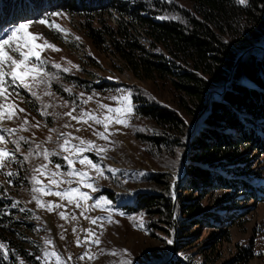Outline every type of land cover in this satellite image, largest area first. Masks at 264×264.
I'll use <instances>...</instances> for the list:
<instances>
[{
	"label": "trees",
	"instance_id": "1",
	"mask_svg": "<svg viewBox=\"0 0 264 264\" xmlns=\"http://www.w3.org/2000/svg\"><path fill=\"white\" fill-rule=\"evenodd\" d=\"M55 11L75 17L89 42L116 56L134 77L163 82L172 96L173 107L163 108L132 95V117L155 128L134 132L147 155L177 154L178 165L184 164L185 173L174 183L178 197L172 200L168 175L151 173L145 180L161 191H134L120 209L156 214L172 233V217L179 224L184 218L186 228L195 220L211 224L223 218L232 224L243 211L238 202H264V179L248 172L252 153L264 159V0L243 5L238 0H0V33ZM62 78L82 83L75 76ZM7 169L13 173L9 179H23L22 164L9 163ZM218 190L237 195L212 209L203 207L202 197ZM100 194L111 198L108 190ZM14 203L0 188V243L8 251L5 258L0 250V264H39L34 249L23 245L28 212ZM180 230L185 234L184 227ZM179 239L177 246L184 247L190 238ZM250 254L242 246L232 261ZM166 260L167 255L140 264H184Z\"/></svg>",
	"mask_w": 264,
	"mask_h": 264
},
{
	"label": "rangeland",
	"instance_id": "2",
	"mask_svg": "<svg viewBox=\"0 0 264 264\" xmlns=\"http://www.w3.org/2000/svg\"><path fill=\"white\" fill-rule=\"evenodd\" d=\"M52 13H61L62 15L53 16ZM47 16H41L36 19L18 22L0 33V38H5L10 34V30L20 24L33 22L29 31L34 34H40L42 39L37 43L43 44L46 39L54 45L58 51L45 46L41 52V58L45 61V70L54 74L56 79H52L47 85H40L33 89L36 91L39 99L30 95L23 88L12 89L9 100L6 103L14 102L20 108L25 109V113L18 115L11 121L4 119L0 121V129H16L14 133L0 131V135H5L6 143L0 145L6 150L14 152L15 161L7 162L3 168H0V188L11 197L22 209L28 212L26 221L29 225L23 231V245L26 248H32L36 252V257H40L39 264H55V258L44 257V252H58L65 260L72 256L69 264H120V262L130 260L131 264L150 263L152 260L167 255L170 258L179 259L184 264H264V202L251 203L249 200L238 202V207L243 210L238 217L233 219V223L223 218H218L215 222L209 224L199 223L195 220L191 223V228H186V220L179 224L175 217H172L171 223L173 232L167 229L166 225L156 220L157 215L153 213L145 214L143 212L126 213L120 207L130 203L131 195L134 191H161L151 182L145 180L151 173L163 172L170 179V188L172 181L182 175V167L178 165V155L169 158L164 156H149L143 147L134 137V132H152L154 126L140 118L132 115L126 117L129 126L124 127L115 123L110 124L109 131L113 133L108 141L102 140L94 135L95 131H103L102 125H96L93 121L88 124L77 123L71 117L65 115L73 108L76 109L73 115H80V110L94 112L97 116L103 118L104 115L116 116V113H108L106 109L98 107L99 104H106L112 108L120 107V101L113 100L112 97H123L129 93L140 96L147 101L159 104L163 108L173 107L170 91L163 82L151 79H138L124 66V64L114 55L103 52L95 48L78 28L76 18L71 17L65 11H55ZM48 18L50 23L59 25V29L49 28L46 25L36 23L37 21ZM110 23L114 20L109 18ZM13 55H16L13 53ZM59 64L57 69L53 65ZM75 65V67H73ZM68 69V71H64ZM62 75L75 76L82 83L75 84L66 81ZM69 89L70 91H65ZM45 91H50L52 95H44ZM19 92V95H16ZM83 93V95H81ZM92 97L87 104L83 101ZM132 100V98H131ZM134 104V102L132 101ZM48 107H45V106ZM45 112L47 115H42ZM24 118L28 120L25 126L27 130H22L20 125ZM86 119V117H85ZM70 125L65 127V125ZM33 125H36L35 127ZM54 129L55 131H50ZM76 129H80L77 131ZM61 133H71L72 137H80L84 140L94 141L96 145L104 147L105 152L97 155L95 152H85L89 159L100 165L103 169V175H98L90 167H83L78 163V157H74L77 163L74 165L77 169L87 171L93 179L96 191H91L81 187V191H88L92 199L87 202L94 204L101 197L108 201V204L101 202L99 207L89 208L85 212L88 217H106L111 219L98 220L95 233L99 236V246L95 244L82 243L79 247L76 244L77 238L82 241L85 237V229H90L91 224L85 216L80 213L83 208H76L74 204H68L67 199L61 200L56 195H44L42 193H33L31 189L40 187L34 185L32 176L35 174L42 181V185L51 188L53 191L68 188V184H60L59 188L49 184L48 178L33 172L41 164H48V171H55V165L60 164L61 172H67L68 167L59 144L63 143ZM25 137L26 141H20L19 151H15L16 145L13 141L19 140V137ZM51 137V140L48 138ZM71 143L79 144V140L72 139ZM41 148L37 149L36 145ZM32 155H29V150ZM43 149L60 152L58 156L50 157L51 163L43 159V155H36ZM252 153V152H251ZM25 156L28 157L25 160ZM181 158V157H180ZM18 162L24 166V176L20 181L11 180L5 172H9L7 167L9 163ZM248 172H260V178L264 179V159L259 158L257 154L252 153ZM14 165L11 167L13 169ZM260 167V168H259ZM109 169L116 170L115 173ZM185 173V172H184ZM56 179H65L56 177ZM180 180V179H179ZM178 180V182H179ZM177 182V181H176ZM175 183V182H174ZM171 191L172 200L175 202L177 191L174 188ZM71 187H79L73 183ZM102 190H108L111 198L107 199L100 194ZM36 195L43 207H37L32 196ZM237 192L215 191L205 194L200 200L203 207L214 208L223 199L233 198ZM196 196V195H195ZM61 204L62 207L55 208L52 212L47 210L49 202ZM82 205L84 204L83 201ZM64 212L65 218H61L59 213ZM123 213V215H121ZM75 215V220L71 217ZM174 216V215H173ZM129 217L133 219H129ZM151 222L153 225L148 226ZM103 225L101 227L100 225ZM135 225V227H134ZM142 225V227H141ZM185 228V234L180 235L178 228ZM73 228L76 232H73ZM61 235L64 239H61ZM189 237V242L184 247L177 246L179 238ZM51 240L48 245L45 240ZM172 240L169 244L168 240ZM172 246L168 251V247ZM246 247L251 251L250 257L243 261L233 262V258L240 247ZM86 250L94 254L93 259L80 260L79 257ZM126 250V251H125ZM115 251L118 255L113 256L110 253ZM169 252V253H167ZM166 260V261H167ZM160 264V263H159Z\"/></svg>",
	"mask_w": 264,
	"mask_h": 264
},
{
	"label": "snow or ice",
	"instance_id": "3",
	"mask_svg": "<svg viewBox=\"0 0 264 264\" xmlns=\"http://www.w3.org/2000/svg\"><path fill=\"white\" fill-rule=\"evenodd\" d=\"M240 4H246V0H238ZM53 16L62 15L61 13H52ZM164 18V17H161ZM33 22L29 21L27 23L20 24L10 30V34L6 35L5 38H0V121L7 119L9 121L13 120L18 113H25L24 108L18 107L14 102L6 103L12 95L9 92V88L18 89L23 88L30 93L31 96L39 99V96L36 91H33L34 88L39 87L40 85H47L50 83L52 79H56L57 77L54 74L49 73L45 70V61L41 58V52L45 49V46L52 48L54 51H58L54 45L50 44L46 39L43 44L37 43L39 39H42L40 34H34L29 31L30 25ZM36 23H40L42 25L48 26L50 29L55 27L59 29V25H55L54 23H50L48 18L45 17L37 21ZM15 53L16 55H13ZM53 67L60 69L59 64L53 65ZM75 67V65H73ZM64 71H68V69H64ZM65 91H70L69 89H65ZM16 95H19V92H16ZM44 95L50 96L52 93L50 91H45ZM83 95V93L81 94ZM92 97H88L87 100H84L83 103L87 104ZM113 100L120 101L121 106L117 108H112L106 104H99L98 107L101 109H106L107 112L116 113V116L112 115H104L103 118L97 116L94 112H86L83 109L80 110V115H73L72 113L76 111L73 108L70 112L65 113V115L71 117L72 120L80 123L81 121L85 124H88L89 121H93L96 125H102L103 131H95L94 135L98 138L108 141L109 137L113 135L112 132L109 131L110 124L115 123L118 125H123L124 127H128V119L126 117H130L134 112V104L131 100V94L129 93L123 97H112ZM45 107H48L47 105ZM42 115H47V113L42 112ZM86 117V119H85ZM28 124V120L24 118L23 123L20 125L22 130H27L26 125ZM34 127L36 125H33ZM70 125H65V127H69ZM80 131V129H76ZM0 131L12 132L14 133L16 129H0ZM50 131H55L54 129H50ZM64 139L63 143L59 144V148L66 155L63 156V160L67 164L68 171L61 172L60 164L55 165V171H48V164H41L37 168L33 169V172L40 173V175L45 176L49 180V184L55 185L59 188L60 184H68L69 187L63 190L53 191L51 188L42 185V181H40L37 176L34 174L32 176V181L34 185H41L40 187H33L31 191L33 193H42L44 195H56L63 199H67L68 204H74L76 208H83L80 215L85 216V212L89 210V208L99 207L101 202L104 204H108L109 202L104 200L102 197L97 199L94 204L88 205L86 202L92 197L89 195L88 191H81V187L85 189H89L91 191H96V187L93 183L89 181L93 178L89 176V173L84 170L77 169L74 165L77 163V160L74 157H78V163L83 167H90L95 170L98 175H103V169L99 164L94 163L93 160L89 159L87 155H84L85 152H95L99 155L102 152H105L106 149L104 147L98 146L94 141L84 140L80 137H72L71 133H61L60 134ZM51 140V137L48 138ZM72 139L79 140V144L71 143ZM20 141H26V138L21 136L19 140L13 141L16 145L15 151H19V143ZM6 143L5 135H0V145H4ZM37 149H40L41 146L36 145ZM43 155V159L48 163H51L50 157L58 156L61 153L56 151H49L48 149H43L42 153L37 151L36 155ZM29 155H32V150H29ZM28 157L25 156V160ZM15 161L14 152L11 150H6L5 147H0V168H3L7 162ZM115 173L116 170L109 169ZM7 176H12V172H8ZM56 177H64L65 179H56ZM75 183L79 185V187H71V185ZM32 199L36 202L37 207H43L41 200L33 195ZM81 201L85 203L82 205ZM15 203L13 207H15ZM61 204H55L53 202H49L47 205V210L52 212L55 208L62 207ZM20 211H24V209H20ZM60 217L65 218V213H59ZM123 215V213H121ZM77 217L73 215L71 219L75 220ZM85 219H88L91 224L95 225L98 220L108 219V222L111 223L110 218L106 217H88L85 216ZM129 219H133L129 217ZM103 227V225H100ZM135 227V225H134ZM142 227V225H141ZM73 232H76V229H72ZM86 235L83 241L80 238H77L76 244L79 247L82 243L84 244H95L99 246L100 239L99 236L96 235L94 230L85 229ZM61 239H64V236L61 235ZM45 243L48 245L52 244L51 240H45ZM168 243L171 244L172 240H168ZM0 250H3V255L7 258L8 251L7 245L0 243ZM126 251V250H125ZM113 256L118 255L115 251L110 253ZM44 257L51 259L55 258V264H69L72 260V256L69 255L67 260H65L58 252L52 251L51 253L45 251ZM93 259L94 254L90 252V250H86L83 255L79 257L80 260ZM37 259H41L37 257ZM120 264H131L130 260L121 261Z\"/></svg>",
	"mask_w": 264,
	"mask_h": 264
},
{
	"label": "water",
	"instance_id": "4",
	"mask_svg": "<svg viewBox=\"0 0 264 264\" xmlns=\"http://www.w3.org/2000/svg\"><path fill=\"white\" fill-rule=\"evenodd\" d=\"M252 47H253V46H252ZM249 48H250V47H249ZM258 48H262V46H258ZM246 50H247V49H245L242 53H240V55L237 57V59H238V58H239V57H240V56H241ZM207 102H208V97L205 98L203 109L207 106ZM193 125H194V123H193ZM190 133H191V131H190ZM187 138H189V135H188ZM183 157H184V153L181 154V161L183 160ZM181 167H182V170H183V173H184V169H185L184 164H182ZM180 178H181V177H179L178 179L172 181V185H171V189H172V190H173V183L176 182V181H178Z\"/></svg>",
	"mask_w": 264,
	"mask_h": 264
},
{
	"label": "built area",
	"instance_id": "5",
	"mask_svg": "<svg viewBox=\"0 0 264 264\" xmlns=\"http://www.w3.org/2000/svg\"><path fill=\"white\" fill-rule=\"evenodd\" d=\"M84 202V201H83ZM85 203V202H84ZM88 205H90V203H88V202H86ZM81 204H82V202H81ZM97 223H98V221H97ZM97 223L95 224V225H93V224H91V228L90 229H92V230H94V232H95V230L97 229ZM84 235H86V234H84ZM92 245V244H91Z\"/></svg>",
	"mask_w": 264,
	"mask_h": 264
}]
</instances>
